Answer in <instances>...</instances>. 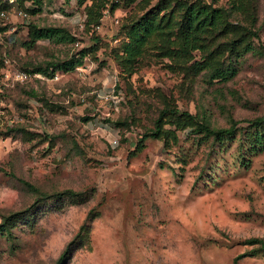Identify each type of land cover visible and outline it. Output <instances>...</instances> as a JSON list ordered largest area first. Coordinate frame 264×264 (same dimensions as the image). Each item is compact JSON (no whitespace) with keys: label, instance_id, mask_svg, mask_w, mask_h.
I'll use <instances>...</instances> for the list:
<instances>
[{"label":"rangeland","instance_id":"rangeland-1","mask_svg":"<svg viewBox=\"0 0 264 264\" xmlns=\"http://www.w3.org/2000/svg\"><path fill=\"white\" fill-rule=\"evenodd\" d=\"M114 1L109 14L102 9L100 27L86 28L74 18L85 16L90 0H43L37 24L65 27L75 40L38 39L28 48L23 31L0 56V220L33 204L23 181L89 195L48 198L29 222L0 233V264H53L84 222L88 236L65 264H264L259 253L235 259L250 248L246 238H264V129L245 120L264 114V0H257L254 48L236 58L227 80L173 69L152 53L122 72L113 56L121 26L157 0L145 8L143 0ZM230 20L247 24L241 15ZM94 36L98 48L73 69L26 70L79 56ZM193 56L188 63L202 59L197 50ZM164 105L213 126L236 121L237 131L213 140L167 116L161 125L174 138L140 142Z\"/></svg>","mask_w":264,"mask_h":264},{"label":"trees","instance_id":"trees-1","mask_svg":"<svg viewBox=\"0 0 264 264\" xmlns=\"http://www.w3.org/2000/svg\"><path fill=\"white\" fill-rule=\"evenodd\" d=\"M18 1L29 13L24 31L27 39L21 41L23 45L29 48L34 46L38 39L44 38L56 43L75 40V36L65 27L37 24L35 16L41 10L43 0ZM78 1L80 4L86 2V0ZM108 1H111L109 9L113 11L118 5L114 0H90L89 3H85L84 27L87 28L99 22L101 11ZM143 1V8H145L149 0ZM227 3L228 5L225 6L215 5L214 0L209 2L204 0H157L139 16L122 24L120 29L122 36L113 48V56L122 72L129 74L135 70V66L143 55L152 53L156 56L167 57L173 69L186 68L191 72L206 69L210 78L227 80L237 73L236 58L254 48L253 36H257V33L253 27L257 19V0H227ZM4 6V3L0 2V7ZM237 15L243 16L247 24L230 20V17ZM222 37L223 40H221ZM98 38L94 36V43L86 49L83 48L79 56L71 55L69 58L48 61L45 65H34L26 70L52 76L56 69L64 71L73 69L81 64L84 52L98 48ZM7 46L0 45V56ZM195 50L200 52L202 59H195L188 63L194 58ZM167 116L168 120H174L178 126H193L196 132H200L205 137H212L213 140L221 136L232 137L237 131L236 121L224 127L213 126L196 114L179 110L174 105H164L159 110L154 127L146 129L140 142L147 136H163L166 139L171 135L174 138L175 134L161 125L163 117ZM245 120L248 121L249 126H255L263 131L264 114ZM14 130L15 128L10 127L4 132L11 133ZM44 136V138H51L48 134ZM23 182L35 192L36 198L28 208L2 217L0 220V233L2 234L10 235L12 226L18 221L29 218L30 214H34L37 206L48 198H54L57 201L68 198L81 202L89 196L87 192L74 191L71 188L47 193L30 182ZM26 222H29V219ZM88 232L89 223L84 222L77 234L64 246L53 264H65L75 248L87 238ZM245 241L250 248L238 254L235 259L253 253H259L264 257L263 237L250 236Z\"/></svg>","mask_w":264,"mask_h":264},{"label":"built area","instance_id":"built-area-1","mask_svg":"<svg viewBox=\"0 0 264 264\" xmlns=\"http://www.w3.org/2000/svg\"><path fill=\"white\" fill-rule=\"evenodd\" d=\"M0 2L5 5L0 7V45H10L16 42L21 32L25 31L29 13L18 0H0ZM106 14H109V5L103 9V16ZM74 19L80 26L84 25L83 15H76ZM95 27H100V24H95Z\"/></svg>","mask_w":264,"mask_h":264}]
</instances>
